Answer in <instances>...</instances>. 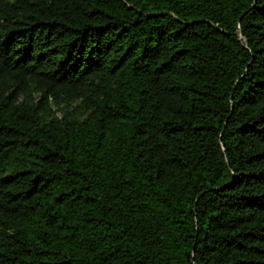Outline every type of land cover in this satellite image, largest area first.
<instances>
[{
  "label": "trees",
  "instance_id": "trees-1",
  "mask_svg": "<svg viewBox=\"0 0 264 264\" xmlns=\"http://www.w3.org/2000/svg\"><path fill=\"white\" fill-rule=\"evenodd\" d=\"M0 264H264V0H0Z\"/></svg>",
  "mask_w": 264,
  "mask_h": 264
}]
</instances>
